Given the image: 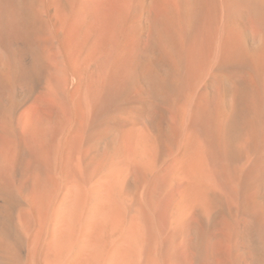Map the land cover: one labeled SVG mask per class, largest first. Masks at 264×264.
Masks as SVG:
<instances>
[{
  "label": "bare ground",
  "instance_id": "obj_1",
  "mask_svg": "<svg viewBox=\"0 0 264 264\" xmlns=\"http://www.w3.org/2000/svg\"><path fill=\"white\" fill-rule=\"evenodd\" d=\"M0 264H264V0H0Z\"/></svg>",
  "mask_w": 264,
  "mask_h": 264
},
{
  "label": "rangeland",
  "instance_id": "obj_2",
  "mask_svg": "<svg viewBox=\"0 0 264 264\" xmlns=\"http://www.w3.org/2000/svg\"><path fill=\"white\" fill-rule=\"evenodd\" d=\"M0 152H1V127H0ZM0 159H1V153H0ZM0 195H1V187H0Z\"/></svg>",
  "mask_w": 264,
  "mask_h": 264
}]
</instances>
